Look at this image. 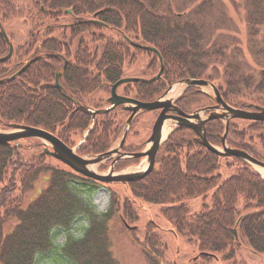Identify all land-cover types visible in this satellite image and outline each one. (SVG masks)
Listing matches in <instances>:
<instances>
[{"label":"trees","instance_id":"16d2710c","mask_svg":"<svg viewBox=\"0 0 264 264\" xmlns=\"http://www.w3.org/2000/svg\"><path fill=\"white\" fill-rule=\"evenodd\" d=\"M23 2L26 4L27 0ZM12 3V0H0L1 24L20 12ZM30 7L34 13L21 15V19L34 21L38 32L33 37L39 42L36 49L39 54L12 78L10 75L25 59L24 45L0 62V79L7 77L0 82V126L19 123L39 127L70 146L88 130L76 152L91 155L106 151L118 138L129 112L116 106L96 114L92 121L90 112L75 109L71 99L95 103V89L101 77L103 100L94 108L106 106L109 87L124 76V66L133 63L138 54L151 53L133 47L129 41L154 47L163 70L155 80L119 85L118 93L151 101L180 78L211 73L220 78L227 103L245 107L246 100L240 94V63L235 60L243 53L240 39L233 33L220 31L218 25L213 39L196 38L193 16L209 14L210 0H203L186 12H174L172 0H32ZM95 12L98 13L94 18L107 26L89 21ZM51 13L56 17L54 23L49 17ZM60 16L62 22L56 21ZM245 16L248 25L264 21V14L258 10H249ZM54 28L61 32L57 38L50 37V30ZM62 29L68 30L67 34ZM101 30L113 35L99 33ZM72 43L76 45L70 50ZM7 48L0 36V56ZM53 52L59 53L60 59ZM151 55L152 64L147 69L153 71L146 78L154 76L159 65L157 55ZM61 59L67 60V66L59 77L61 88H57L52 83L55 71L61 68ZM209 61H214L212 70L208 69ZM202 100V94L188 87L176 102L183 109L185 106L194 109ZM139 114L132 120L127 135ZM204 127L207 140L221 146L224 122L213 119L206 121ZM28 139L35 142L29 151L17 141L0 144V264H37L39 256L57 247L54 231L68 229L79 218L86 219V224L80 234L68 235L57 247L61 254L71 264H116L109 248L108 222L115 213L122 219H135L137 215L131 205L134 203L123 199L119 205L118 197H114L106 211H95L78 184L99 183L66 166L65 169L49 165L47 157L50 156L43 152L42 144ZM225 143L264 161V122L250 124L246 120L231 119ZM142 144L123 145V150L137 151ZM137 159H120L114 168ZM233 166L234 172L223 177L221 170ZM42 174L47 175V186L23 207V194L32 189ZM122 185L134 196L158 205L175 233L194 244L205 260L213 254L231 260L232 264H244L234 259L242 241L252 252L264 253V179L246 162L210 152L185 127H176L169 133L147 175ZM195 198L200 199L201 209L191 212L187 201ZM12 218L15 219L13 226L5 231ZM151 229L152 225H148L140 244L149 264H161L159 257L164 255V249Z\"/></svg>","mask_w":264,"mask_h":264},{"label":"rangeland","instance_id":"374dc122","mask_svg":"<svg viewBox=\"0 0 264 264\" xmlns=\"http://www.w3.org/2000/svg\"><path fill=\"white\" fill-rule=\"evenodd\" d=\"M13 7L19 10V13H14L12 16L7 18L2 22V26L6 34L11 38V43L13 49L21 47L29 39L30 32L36 30V25L32 18L28 19L27 22L22 21L21 15L33 14L34 9L30 7L32 0H27L25 4L23 0H12ZM203 0H172L174 12L189 11L194 5L202 2ZM28 4V7L25 6ZM210 9L212 15L216 16L217 19L223 16L225 22L224 26L220 31L233 33L236 37L240 39V46L242 47V35L245 30L246 14L249 10H258L261 14H264V0H210ZM218 10L219 12H217ZM206 14V15H205ZM204 15H194L193 18L200 19V23L207 22L210 19L211 14L205 13ZM208 14V16H207ZM220 15V16H219ZM56 18V17H55ZM63 18L60 16L59 20L62 22ZM52 21V20H51ZM54 23V21H52ZM33 23V24H32ZM264 25V21L262 22ZM108 30V29H107ZM50 37H59L60 31L53 29L50 30ZM63 33L68 32L62 29ZM58 33V34H57ZM61 33V32H60ZM99 33L111 35L112 33L101 30ZM66 34L64 35L66 37ZM113 35V34H112ZM76 43L70 44V50L75 48ZM91 44L90 49L92 50L94 46ZM100 51V45L97 48ZM149 54H138L136 60L124 66V76L123 77H138L145 78L149 71L152 69H147L151 65ZM151 63V64H150ZM158 68V66H157ZM220 82V81H218ZM204 90L209 91L210 89L204 87ZM158 111H146L138 115L137 121L131 129V132L126 136L124 146L132 145L138 146L143 143L150 133V127L155 119ZM243 123L242 121H240ZM168 128L172 127L170 122L167 123ZM7 129L4 125L0 126V130ZM76 141L77 138L74 137ZM21 143L26 148H29L35 142L29 140L28 138H23L17 141ZM114 144V143H113ZM112 144V145H113ZM142 146L138 149L141 150ZM70 145V144H69ZM43 147V146H42ZM125 149V147H123ZM29 148L26 151L31 150ZM27 154V153H25ZM130 158H122L121 160H126ZM233 164L235 161L229 159ZM47 163L51 166L65 168V165L55 160L52 157H47ZM110 163L109 160H104L103 162L94 165L93 169L97 172H106ZM146 165L145 159H137L133 162H126L123 165L115 166V171L124 170L127 172H134L143 169ZM235 166L230 169L223 168L221 170L222 176L225 177L228 174L234 172ZM261 174L264 176V170L259 169ZM46 174H42L33 184L31 190H28L22 196V206H26L32 199L36 198L37 195L47 186ZM83 183V182H82ZM79 183V189L84 198L90 199L95 211L101 212L106 211L109 206L111 199L118 197L117 202L121 205L123 199H128L136 213V218L129 220L124 217H119L117 213L108 222V240L109 248L112 257L114 258L116 264H149L146 257L142 251L141 241L144 238L145 230L147 231L148 225H152L151 231L158 235L159 244L164 249V255L160 258L159 262L161 264H232L231 260H224L221 255L217 257H210L209 260L202 258V255L197 251L194 244L188 242L184 237L175 233L173 227L163 218L160 213V207L156 204H150L134 196L126 186L118 183H99V184H82ZM114 194V196L112 195ZM189 204V209L191 212L199 211L201 209V201L199 198L191 199L187 201ZM240 206V203H239ZM119 213V212H118ZM124 221V222H123ZM15 219H10L7 222L5 231H9L13 226ZM124 223L128 226L134 227V229L127 228ZM86 224V219H77L68 229L59 228L53 233L54 241L57 247L65 240V238L70 236H76L81 233L83 226ZM55 247L46 255L38 257L37 264H71V262L64 257L59 249ZM209 257V256H208ZM235 261L243 262L244 264H264V253H254L250 250L249 246L242 241L240 247H238Z\"/></svg>","mask_w":264,"mask_h":264},{"label":"water","instance_id":"95a60500","mask_svg":"<svg viewBox=\"0 0 264 264\" xmlns=\"http://www.w3.org/2000/svg\"><path fill=\"white\" fill-rule=\"evenodd\" d=\"M67 12L70 10L67 9ZM98 12L93 14V17L97 15ZM90 22L101 26H107L103 22L95 19H89ZM0 36L7 44V52L0 56V62L7 60L13 50L12 43L8 39L1 23H0ZM133 47L141 48L147 51H152L158 54L157 50L149 45H142L129 41ZM159 57V55H158ZM34 60V57L28 59L23 65H21L15 72H13L10 77H15L25 70L26 67ZM160 67L158 72L151 78H138V77H122L116 80L110 85L109 96L106 98V106L102 108H91L85 107L88 112H90L92 121L96 114H101L112 110L116 106H122L124 110L129 112L127 119L125 120L124 126L114 142L106 151L91 154V155H79L76 150L78 145L85 139L88 130L83 134L82 139L72 147H69L61 139H59L55 134L44 130L39 127L29 126L19 123H7V129L0 130V144L7 145L12 141H17L23 138H31L38 140L43 146V152L56 160L60 161L67 167H69L73 172L94 180L99 183H129L131 181H136L147 175L153 168L155 162V155L165 141L169 133L176 127H185L194 132V134L199 139V142L210 152L221 156V157H235L240 159L247 164H249L254 170H256L259 175L264 179L259 169L264 170V161H260L255 157L251 156L244 150L238 148H232L226 145L225 136L229 125V120L233 118L246 119V120H256L264 122V108H259L256 111L241 109L237 107L230 106L225 103L220 97L219 91L213 85V83L197 78H185L177 80L171 83L165 91L159 95L157 98L151 101H141L134 97L118 94L116 88L126 82H149L158 78L162 72L163 66L161 59L159 57ZM66 60L64 59L65 65ZM60 72L55 75V86L61 88L58 82ZM0 79V82L3 79ZM191 86H198L200 88L210 87L214 93V100L218 104L212 109L207 115H203L204 109H198L191 113H184L176 107L175 100L188 88ZM74 102L77 103L75 99ZM159 110L150 128V134L144 142V146L139 151L125 152L121 150L124 143L126 134L130 127V124L134 117L143 111ZM170 112L171 114H169ZM212 119H219L224 122V130L221 134V147L218 148L211 144L205 136L204 123ZM173 122L172 127L168 128L167 123ZM167 127V133L163 135V129ZM112 158L108 169L106 172H97L93 169L94 165H97L104 160ZM122 158H142L146 160V165L143 169L134 172H127L124 170L114 171V164L116 161ZM124 222V221H123ZM124 225L127 228L134 229V227L128 226L126 223ZM202 254H208L203 253ZM210 256L215 257L213 254Z\"/></svg>","mask_w":264,"mask_h":264},{"label":"flooded vegetation","instance_id":"af4514ba","mask_svg":"<svg viewBox=\"0 0 264 264\" xmlns=\"http://www.w3.org/2000/svg\"><path fill=\"white\" fill-rule=\"evenodd\" d=\"M41 10L43 9L41 8ZM210 14H211L210 19H208V21L205 23H200L201 21L198 18L194 19V23H195L194 26L196 27L195 29L197 33V37H196L197 39L202 37L207 40L209 39V36L211 39H213L214 30L217 25L222 28L224 26L225 27L227 26V25L222 24L223 22H225V20L221 18L220 15H219L220 18L217 19L216 16L212 15L211 11H210ZM49 17H50V20L54 21L55 17L53 16L52 13L49 15ZM244 26H245L244 27L245 30L243 31L242 42H241L243 53L241 57L235 60L239 61L240 63L239 68H240V72L242 75L240 94L246 100L244 104L245 107L242 109L256 111L259 108H264V25L261 23V24H255V25L245 24ZM220 27H219V30L222 29ZM37 32H38L37 29L31 31L29 39L25 40L26 42L24 43V50H23V54H25L24 56L25 59L22 61L21 65H23L30 58L32 59L34 57L35 59L36 56L39 54V53H36V49L37 47H39V42H35V39L33 37V35H35ZM33 43L34 45L32 47ZM27 49L29 50L27 51ZM152 53L153 52L149 54L151 58L150 61H152V55H151ZM51 54L55 57L58 56L59 59L61 57L60 54L57 52H53ZM156 58L159 64L158 57L156 56ZM61 60H62L61 68L60 70H56L54 74L53 83H52L53 86H55L54 79H55L56 73L60 72V75H61L62 71L67 66V60L65 59L66 60L65 65H63L64 59H61ZM209 62H210V65L208 66V69L209 70L214 69V63H213L214 61H209ZM158 68H159V65H158ZM219 70L221 72V69ZM187 77H183L180 79H185ZM194 78L203 79V80L213 83V85L218 89L220 93V97L223 99L225 103H227V101L224 99V96H223L224 86L222 87L221 84L218 82L220 81V78L213 77V74L211 73L209 74L202 73L199 77H194ZM58 82H59V78H58ZM97 84L98 85L95 89V98H94L95 103L94 101H89V100L88 102H82V100H77V99H76L77 101L76 103L73 101V99H71L72 103L76 107L75 109L86 110L85 107L94 108L95 104L102 102L103 100V88H102L103 80L101 77ZM207 88H209L210 90L206 91L204 90V88H200L198 86L193 87L195 91H198V93L202 94V98L204 99L202 100L203 103L198 108L189 109L188 107L184 105L185 106L184 108L186 109H183L178 105L176 101L174 104L176 105L178 109H180L184 113H191L192 111L197 110V109H204L203 115H207L212 109L213 110L216 109L215 107L218 105L216 101L214 100V93L212 92L211 88L209 86ZM168 113L171 114L170 112ZM246 121H249L250 124L259 122L255 120H246ZM170 123L173 124L172 121Z\"/></svg>","mask_w":264,"mask_h":264},{"label":"bare ground","instance_id":"6f19581e","mask_svg":"<svg viewBox=\"0 0 264 264\" xmlns=\"http://www.w3.org/2000/svg\"><path fill=\"white\" fill-rule=\"evenodd\" d=\"M167 127H164V129H163V135H165L166 133H167Z\"/></svg>","mask_w":264,"mask_h":264}]
</instances>
